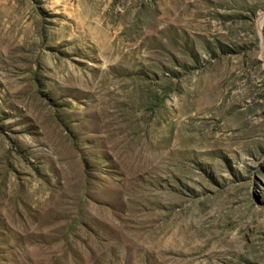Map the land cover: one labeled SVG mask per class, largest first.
Listing matches in <instances>:
<instances>
[{"label":"rangeland","instance_id":"374dc122","mask_svg":"<svg viewBox=\"0 0 264 264\" xmlns=\"http://www.w3.org/2000/svg\"><path fill=\"white\" fill-rule=\"evenodd\" d=\"M0 264H264V0H0Z\"/></svg>","mask_w":264,"mask_h":264}]
</instances>
